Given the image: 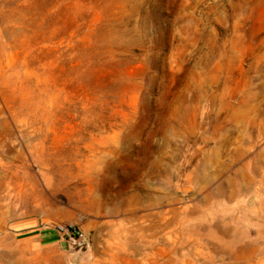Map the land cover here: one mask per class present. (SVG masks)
<instances>
[{
  "label": "rangeland",
  "instance_id": "1",
  "mask_svg": "<svg viewBox=\"0 0 264 264\" xmlns=\"http://www.w3.org/2000/svg\"><path fill=\"white\" fill-rule=\"evenodd\" d=\"M0 264H264V0H0Z\"/></svg>",
  "mask_w": 264,
  "mask_h": 264
},
{
  "label": "built area",
  "instance_id": "2",
  "mask_svg": "<svg viewBox=\"0 0 264 264\" xmlns=\"http://www.w3.org/2000/svg\"><path fill=\"white\" fill-rule=\"evenodd\" d=\"M57 231H59V233L61 234V236L67 238L69 240V242H71L72 244H79L81 242V240H83V243H86V239L84 237V234H82L81 232L74 230L72 228H67L65 226L62 225H58L56 228ZM81 244V243H80Z\"/></svg>",
  "mask_w": 264,
  "mask_h": 264
},
{
  "label": "water",
  "instance_id": "3",
  "mask_svg": "<svg viewBox=\"0 0 264 264\" xmlns=\"http://www.w3.org/2000/svg\"><path fill=\"white\" fill-rule=\"evenodd\" d=\"M99 238H100V232L96 231L93 234V238H92V245H93L94 250H97V247H98V244H99Z\"/></svg>",
  "mask_w": 264,
  "mask_h": 264
},
{
  "label": "crops",
  "instance_id": "4",
  "mask_svg": "<svg viewBox=\"0 0 264 264\" xmlns=\"http://www.w3.org/2000/svg\"><path fill=\"white\" fill-rule=\"evenodd\" d=\"M40 238L42 239L43 238V232L42 233H40ZM58 241H55V242H53V243H51V244H49V245H54V244H56Z\"/></svg>",
  "mask_w": 264,
  "mask_h": 264
},
{
  "label": "bare ground",
  "instance_id": "5",
  "mask_svg": "<svg viewBox=\"0 0 264 264\" xmlns=\"http://www.w3.org/2000/svg\"><path fill=\"white\" fill-rule=\"evenodd\" d=\"M184 249V248H183Z\"/></svg>",
  "mask_w": 264,
  "mask_h": 264
}]
</instances>
